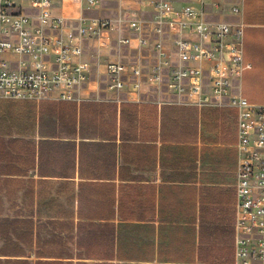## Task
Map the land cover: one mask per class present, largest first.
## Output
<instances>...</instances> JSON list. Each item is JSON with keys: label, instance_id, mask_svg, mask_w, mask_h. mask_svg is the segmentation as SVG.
<instances>
[{"label": "crops", "instance_id": "obj_1", "mask_svg": "<svg viewBox=\"0 0 264 264\" xmlns=\"http://www.w3.org/2000/svg\"><path fill=\"white\" fill-rule=\"evenodd\" d=\"M15 1L35 12L30 0ZM231 1L240 7L238 16L229 8ZM221 5L210 10L219 14L217 19L225 15L244 25L243 56L251 65L234 92L264 106V0H224ZM79 97L0 98V194L3 182H20L24 192L22 202L0 203V264H235L238 116L229 140L210 141L203 133L207 111L171 105L178 104L176 96L137 98L106 86V92ZM19 108L26 113L24 123L17 122L14 109ZM7 113L16 119L12 124L4 121ZM88 121L91 131L104 134L83 137ZM83 140L99 143L87 149ZM200 145L232 153L224 161L233 166L229 190L228 183L200 180L197 170L205 161ZM83 157L94 162L95 174L82 176ZM103 164L104 175L99 174ZM183 188L186 195L190 190L197 212L191 202L189 217L178 219L177 198L172 200L169 191ZM98 191L105 194L98 196ZM211 192L229 194L228 202L206 200ZM3 210L9 212L3 215ZM178 224L190 225V239L172 233ZM223 239L222 252L208 249L221 246ZM178 243L185 249L173 250Z\"/></svg>", "mask_w": 264, "mask_h": 264}, {"label": "built area", "instance_id": "obj_2", "mask_svg": "<svg viewBox=\"0 0 264 264\" xmlns=\"http://www.w3.org/2000/svg\"><path fill=\"white\" fill-rule=\"evenodd\" d=\"M30 1L34 13L15 0H0V98L80 100L77 90L92 68L84 59L85 39L104 35L105 47L116 37L120 48L155 53L153 77L169 86L178 104L237 109L235 264H250L255 104L234 92L235 82L251 67L243 56L244 25L225 15L210 20L211 14L219 16L210 6L222 8L214 0H149L150 7L141 11L149 13L147 19L137 10L127 13L135 0H110L127 5L115 18L85 13L104 0H75L79 16L60 10L54 0ZM229 6L238 16L237 2ZM5 53L12 57L2 58ZM105 66L109 90L140 96L141 63L117 60ZM262 171L259 264H264V125Z\"/></svg>", "mask_w": 264, "mask_h": 264}, {"label": "rangeland", "instance_id": "obj_3", "mask_svg": "<svg viewBox=\"0 0 264 264\" xmlns=\"http://www.w3.org/2000/svg\"><path fill=\"white\" fill-rule=\"evenodd\" d=\"M59 5H65L67 7V12L71 13L73 16H79L78 12V3L75 0H57ZM176 1H182V0H176ZM219 2H224V0H214ZM229 1V0H228ZM131 5L132 10L127 12L128 14H131L135 10L139 13L138 15H143L144 19H147L149 17V13H143L142 10H147V8L150 7L149 0H141L139 2L138 0L129 2ZM123 7H126V3L122 4ZM119 3L113 2L110 0H104L102 7L98 9H88L86 10L87 15L92 16H98V17H111L115 18L118 16L121 8H123ZM226 7H228L226 5ZM142 8V9H140ZM140 9V10H139ZM226 10H224L225 12ZM210 20L217 19L215 15H209L208 17ZM226 19V18H225ZM228 20V19H226ZM115 35V34H114ZM107 41V38L104 35L98 36V37H88L85 39V51H84V58L87 62H89L91 68V72L88 75L87 81L84 82V84L81 85L80 88H78L76 95L77 96H87L89 94H92L94 92H106V80H107V74H106V66L105 64L110 61H117L122 60L123 62L127 63H141L143 71L145 75H143V87L142 91L140 93V96L138 98H146V99H152V98H158L160 97L163 100H173L175 98V93L169 89V86L165 83H161L157 81L154 77L152 72L153 65L156 63V58L154 57L155 53L151 52L150 50H142L140 51H131L127 48H120L117 46L116 37H112L111 39V46L105 47L104 42ZM136 55V56H134ZM7 112L11 110L9 108V104H6ZM15 114H18L19 117L17 119V122L24 123L25 121V114L23 111L20 113L21 108H19L17 111L14 109ZM25 110V109H23ZM203 110L206 112V125L203 129L204 136L207 140L210 141H217L219 139L222 140H229L233 134L236 131L237 128V114H235V110L231 109V107L227 105H205L203 106ZM10 113V112H9ZM9 113L4 117V121L7 124H12L15 122L14 118L9 116ZM21 116H20V115ZM6 139L5 144L9 145V137H4ZM200 153L203 158L204 163L201 165V167L198 168L197 174L200 175L201 181H210V182H223L228 183L226 186V190H229L231 188V184L233 183L234 174H233V166L231 164L226 165L225 158L227 156H231L232 153L230 151H225V147H219L214 145H200ZM199 150V149H198ZM197 153V152H196ZM14 187L13 192L10 191V186ZM21 183H14L11 184L10 182H3L2 184V192L0 194V203H5V205H8L10 202H22L23 201V191L21 188ZM224 188V187H223ZM86 189V195L90 194V191ZM171 192L170 195L171 199L177 198V211L176 216H178V219L184 218L186 214L191 213V207L190 204L193 202V206L195 207V212H197V202L191 197V192L188 189L187 195L185 194V189H178L176 191H169ZM175 192V193H174ZM12 193V194H11ZM105 194V192H96L95 194L100 196L99 194ZM229 195V194H228ZM228 195L227 197L219 196V194H214V192H211L210 196L207 197L209 201H221L223 199L224 201L228 202ZM196 197L195 195L193 196ZM63 200V199H62ZM68 201L67 199H64V201ZM187 202V203H186ZM220 205V204H219ZM219 205H215L214 208H218ZM187 207V208H186ZM225 208L224 206H222ZM7 207H4L6 209ZM227 210L230 212L229 208L227 207ZM225 211V209H223ZM222 210V211H223ZM8 210H3L1 213L3 215L7 214ZM231 213V212H230ZM184 221V219H183ZM187 228V229H186ZM192 229L190 225L188 226H181L177 225L176 228L172 229V233L176 235L177 237H183L185 235H188V239H190L192 235ZM208 235H212V231H207ZM209 236H207V239ZM211 240V239H209ZM227 239H223V244L221 246L217 244H213L208 249H211L212 253L222 252V249H225L224 243ZM188 249H190V242L188 241ZM223 246V247H222ZM184 246H181L178 244H174L173 250H184Z\"/></svg>", "mask_w": 264, "mask_h": 264}, {"label": "bare ground", "instance_id": "obj_4", "mask_svg": "<svg viewBox=\"0 0 264 264\" xmlns=\"http://www.w3.org/2000/svg\"><path fill=\"white\" fill-rule=\"evenodd\" d=\"M256 127L254 132L255 158L253 163L254 190L252 195L253 221L251 227L252 253L250 264H259L260 251V220H261V188H262V156H263V125L264 106L255 105Z\"/></svg>", "mask_w": 264, "mask_h": 264}, {"label": "trees", "instance_id": "obj_5", "mask_svg": "<svg viewBox=\"0 0 264 264\" xmlns=\"http://www.w3.org/2000/svg\"><path fill=\"white\" fill-rule=\"evenodd\" d=\"M171 105H179V106H184V107H192V108H195L196 109L195 106H190V105H183V104H181V105L180 104H171ZM89 122H91V121H88V123ZM92 126H93V124L89 123L87 125V128H88L87 130H85L83 128V130H82L83 137L89 138V137H87V135H92V134H94V135L95 134H100L101 135V134H104L105 131H101V130L91 131L90 128ZM82 142H83V147H85L87 149H89L93 145H96V144L99 143V142L86 141V140H83ZM103 145H105L104 142H103ZM84 159H86V158L83 157V160H82V163H81V174H82V176L84 177V176H90L91 174L92 175L95 174L94 172L92 173V169H91V164H94V162L90 163L89 161H85ZM100 168H101V170L99 171V174L104 175L105 174L106 165L103 164V166H100ZM202 224L203 223L201 221V226H200V228H201V230H200L201 237H202V233H203V231H202L203 230Z\"/></svg>", "mask_w": 264, "mask_h": 264}]
</instances>
